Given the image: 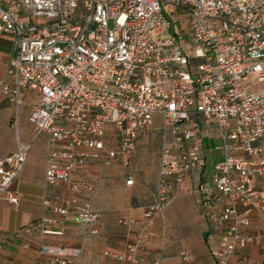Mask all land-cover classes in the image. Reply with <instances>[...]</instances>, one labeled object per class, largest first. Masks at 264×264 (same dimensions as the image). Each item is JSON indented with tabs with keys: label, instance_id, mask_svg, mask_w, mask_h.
Returning a JSON list of instances; mask_svg holds the SVG:
<instances>
[{
	"label": "built area",
	"instance_id": "obj_1",
	"mask_svg": "<svg viewBox=\"0 0 264 264\" xmlns=\"http://www.w3.org/2000/svg\"><path fill=\"white\" fill-rule=\"evenodd\" d=\"M186 13L188 42L176 40L165 13ZM12 40L0 82V96L14 110L16 152L0 158V200L17 205L10 191L21 175L31 143L18 140L19 112L26 93L37 95L28 122L33 140L45 134L44 183L70 192L92 193L72 181L88 162L111 164L129 157L138 135L161 119L162 145L155 201L143 212L148 226L172 201L175 185L206 166L198 117L214 124L222 158L200 180L199 204L219 233L212 264H230L237 252L264 240L247 231L249 216H264V0H0V37ZM190 44L192 52L185 50ZM258 84L260 88L257 89ZM118 135L117 150L104 144L105 131ZM57 145L60 149H52ZM125 184L133 185L129 177ZM59 220L41 218L30 226L41 235H62L50 225L70 217L92 226L100 217L87 202L69 200L55 209ZM132 218L118 220L129 229ZM3 230L0 228V239ZM137 244L105 253L124 264H144ZM50 264H71L73 254L43 247ZM188 260L187 254L182 255ZM158 264V263H153Z\"/></svg>",
	"mask_w": 264,
	"mask_h": 264
},
{
	"label": "crops",
	"instance_id": "obj_2",
	"mask_svg": "<svg viewBox=\"0 0 264 264\" xmlns=\"http://www.w3.org/2000/svg\"><path fill=\"white\" fill-rule=\"evenodd\" d=\"M11 44L9 36L0 37V82L5 74ZM32 95V104L35 105L36 100L33 102V99H37V95L26 93L23 106ZM11 116L12 107L0 96V138L4 130H9L12 125ZM154 116L158 115L154 114L152 120ZM197 121L200 126L203 125V137L209 140L207 146L203 142L206 166L202 173L189 172L181 183L174 186L171 203L152 221L144 236L141 233L144 227L142 215L154 203L157 190L161 123L159 127H153L152 122L148 129L138 135L131 156L118 155L109 165L101 161L88 162L73 175L72 181H83L92 187L91 194L83 190L70 192L63 184L45 186V158L50 144L47 136L40 134L34 139L36 142L21 175L10 189L18 197L17 205L0 200V228L3 230L0 264H50V256L41 252L43 247L73 254L71 264H124L105 253L120 254L127 245L135 243L138 246L137 255L144 264H212L209 252L216 246L219 233L213 228L207 212L215 213L222 205L212 204L210 209L201 206L198 200L202 196L196 187L200 180L209 178L213 165L221 160L222 153L217 149L219 139L214 124L201 117ZM18 140L32 143V128L31 134H24L22 139L18 135ZM1 143L0 139V158L16 152L15 146L8 149ZM51 148L60 149L57 145H51ZM129 177L133 179L131 186L125 184ZM259 188L264 190L263 182ZM71 199L89 203L91 209L100 214L99 220L87 227L79 225L73 217L64 225L51 224L52 230L62 231L60 236L41 235L29 229L41 218L58 221L59 215L54 210L64 208ZM124 217L132 218L135 224L129 229L122 228L118 220ZM249 218L247 231L257 235L264 227V216L252 213ZM184 254L189 256L188 260L182 259ZM248 254L250 264H264V240H257ZM230 264H243L240 252L235 254Z\"/></svg>",
	"mask_w": 264,
	"mask_h": 264
},
{
	"label": "rangeland",
	"instance_id": "obj_3",
	"mask_svg": "<svg viewBox=\"0 0 264 264\" xmlns=\"http://www.w3.org/2000/svg\"><path fill=\"white\" fill-rule=\"evenodd\" d=\"M174 11V14L173 15H167L165 13V17L167 19V21L170 23L171 25V29H174L176 32L177 31H180L181 35L177 36V40L181 41L182 43H184V41H189V39L186 38V36L184 35L185 34V29L187 28L186 24L188 22V17L186 16V13L182 10H177V9H173ZM176 22H174V21ZM175 27V28H174ZM184 31V32H183ZM178 33V32H177ZM185 47V50L187 53H191L192 50L190 49V44H185L184 45ZM260 88V84H258L257 86V89ZM32 98H33V95L31 96V98L28 99V101L25 103V105L23 107H21L20 109V112H19V122H18V135H19V139H22V136L24 134H28L30 133L31 134V126L28 122V116H29V113L30 111L32 110ZM36 100V98L33 99V102ZM160 116H154L153 118V122H154V125L153 127H159L160 126V123H161V119L159 118ZM11 126L9 127V130L5 129L4 130V133L2 134L1 136V141H2V145L5 147V148H8L10 149L12 146H15L16 148V145H17V137H16V127H15V124H14V110L12 109V116H11ZM2 123V121L0 122ZM201 128H203V125L201 126ZM205 129V127H204ZM11 132V133H10ZM36 142V140H34L32 143H31V150H32V146L33 144ZM45 143V142H44ZM219 144V140L216 142ZM14 144V145H13ZM30 150V151H31ZM29 151V153H30ZM28 153V155H29ZM188 254V253H187Z\"/></svg>",
	"mask_w": 264,
	"mask_h": 264
},
{
	"label": "trees",
	"instance_id": "obj_4",
	"mask_svg": "<svg viewBox=\"0 0 264 264\" xmlns=\"http://www.w3.org/2000/svg\"><path fill=\"white\" fill-rule=\"evenodd\" d=\"M174 22H176V21H174ZM186 26H187V28L185 29L186 31H185V34L184 35L186 36L187 39H189V37H190V30H191V28H190L191 27V24H190L189 20H188ZM177 32L174 29H171V33L176 38V40H177V36L181 35L180 31H177ZM184 42H187V41H184ZM204 141H205L204 143L207 146V144L209 143V140H206L204 138ZM104 144H105L106 148L109 149V150H117V147H118V135L115 133V131L112 128L106 129L105 136H104ZM210 173H211V171H210Z\"/></svg>",
	"mask_w": 264,
	"mask_h": 264
}]
</instances>
